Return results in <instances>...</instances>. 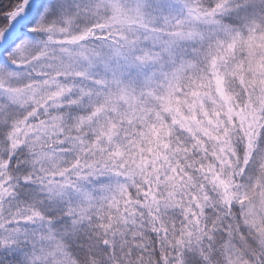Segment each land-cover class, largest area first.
<instances>
[{"label":"clouds","instance_id":"obj_1","mask_svg":"<svg viewBox=\"0 0 264 264\" xmlns=\"http://www.w3.org/2000/svg\"><path fill=\"white\" fill-rule=\"evenodd\" d=\"M13 32L0 264H264V0H0Z\"/></svg>","mask_w":264,"mask_h":264},{"label":"snow or ice","instance_id":"obj_2","mask_svg":"<svg viewBox=\"0 0 264 264\" xmlns=\"http://www.w3.org/2000/svg\"><path fill=\"white\" fill-rule=\"evenodd\" d=\"M31 23V21L27 18H22L18 21V31L20 32H24L29 24ZM16 39V33H9L6 36H4L3 40L4 43L0 44V55H2V53L4 51L7 50V47L10 46Z\"/></svg>","mask_w":264,"mask_h":264}]
</instances>
